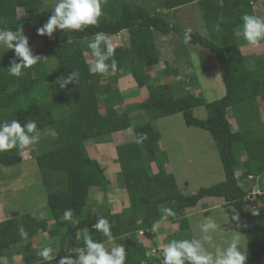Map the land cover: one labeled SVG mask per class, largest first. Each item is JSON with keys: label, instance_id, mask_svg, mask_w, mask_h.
<instances>
[{"label": "trees", "instance_id": "1", "mask_svg": "<svg viewBox=\"0 0 264 264\" xmlns=\"http://www.w3.org/2000/svg\"><path fill=\"white\" fill-rule=\"evenodd\" d=\"M145 1V0H143ZM162 11L153 13L141 7L124 2L121 14H117L114 0L102 5V16L98 26H87L83 31L57 29V44L52 54L57 61V70L50 72L44 57L30 68L23 70L20 77L9 74L12 61L21 62L14 49L0 56V123L18 120L22 124L34 120L40 131L36 145L39 155L35 158L43 177V183L50 190L45 207V219L36 214L12 213L0 222V264L5 250L15 245L28 243L45 234L57 243L56 260L43 262L39 256L26 251L24 264H58L71 255L76 258L75 248L84 247L82 237L87 230L93 240L105 241L106 237L94 225L101 217L107 218L115 242L125 247V264H163L157 254L151 258L147 247L138 240L143 235L148 240L157 236L152 224L161 221L177 223L185 236H170L173 239L193 238L190 234L186 211L194 209L207 198L222 199V208L231 223V230L242 235L248 244L250 259L247 264H264V124L258 101H264V54L244 55L241 45V17L255 15L254 3L259 0H151ZM196 3L202 15L207 34L191 31V40L184 41L188 30L172 25L169 13L181 7ZM44 0H0V29H19L21 33L38 29L47 23L52 9L44 10ZM24 16L19 17L18 11ZM156 10V8H154ZM217 25L219 31H217ZM97 32L106 36L129 34V46L117 48L116 59L129 69L131 77L140 89L147 88L149 97L141 104L128 108L122 113L123 105L119 90L109 92L103 84L106 74L89 71L87 54L89 41ZM177 35L185 46H198L210 52L220 64V75L225 86V95L212 103L202 96L194 95L182 81L164 83L167 70L158 71L153 83L146 78L150 69L160 64L161 53L156 36ZM264 44V42H261ZM36 57L35 54H32ZM72 71L79 73L78 81L69 82L61 88L59 77H68ZM48 81L52 99L37 104L35 86ZM104 100L101 111L100 100ZM204 107L209 116L206 120L193 117V110ZM145 114L149 122L133 127L131 116ZM182 114L187 127L199 128L212 136L219 153L225 174L222 183L201 188L191 196H184L178 189L176 178L158 165V173L152 174L151 165L160 158L161 135L152 122ZM232 115L237 131L229 121ZM132 130L134 141L116 147L123 187L129 198V207L114 216H99L87 211L90 190L99 189L107 193L111 183L87 151V143L104 142L112 135ZM147 139L136 143L141 134ZM164 155V154H163ZM246 160L243 162L242 158ZM21 150L13 148L0 152V172L22 164ZM244 170L241 177L238 172ZM259 180V193L252 196V187L244 188L241 183ZM233 205L239 213V221L231 220ZM170 208L175 216L163 219L162 209ZM71 209L77 224L62 221L65 210ZM256 215L252 218L251 212ZM208 213V212H207ZM28 233L21 238L19 229ZM162 254V252H159ZM10 264V263H9Z\"/></svg>", "mask_w": 264, "mask_h": 264}, {"label": "rangeland", "instance_id": "2", "mask_svg": "<svg viewBox=\"0 0 264 264\" xmlns=\"http://www.w3.org/2000/svg\"><path fill=\"white\" fill-rule=\"evenodd\" d=\"M116 4L117 14H121V9L124 2H129L133 7H141L150 12H165L151 0H114ZM58 0H44V10L52 9ZM156 8V10H154ZM257 8V7H256ZM180 13H176L174 17L173 12L169 13V21L172 25H180L183 28L191 29L193 32L206 35V29L203 25L202 15L197 8V5H189L183 7ZM263 11V12H262ZM257 16L264 18V10L257 9ZM19 17L24 16V11H18ZM42 27L44 25H41ZM39 27V28H42ZM38 28V29H39ZM38 29L29 30L21 35L28 40L29 50L33 49L39 51L42 49V41H35L34 35H38ZM156 44L160 50V64L156 68H152L147 73L148 83H153L157 72L167 70L169 77L173 81H182L186 84L188 90H190L196 96H202L207 102L212 103L221 99L225 95V86L220 75V64L216 58L208 51L201 49L198 46H185L181 43L180 37L177 35L161 36L157 35ZM115 48L129 46V34L127 32L121 33L116 38L109 39ZM16 41H13L15 44ZM7 48L0 46V56ZM13 50V49H11ZM243 54H255L257 56L264 54V44L258 47H250L247 42L241 47ZM45 54V53H44ZM50 53L47 54L49 56ZM117 61V71L115 73L108 72L106 77L103 79L105 87L109 88V85H120L119 78L124 81L131 77L129 69H126L124 63ZM94 62L92 55H88V63L91 65ZM50 72L57 70V64L49 66ZM168 76V75H167ZM167 76H163L166 79ZM134 81V80H133ZM135 82V81H134ZM137 88L138 85L136 84ZM117 87V86H114ZM123 85L118 86L122 88ZM133 89L128 92V95L134 97L136 101H145L149 97V91L147 88L139 89L130 87ZM125 92V91H124ZM124 104V103H123ZM258 105L260 108L261 119L264 124V101L259 100ZM100 108L103 112V101L100 100ZM126 110V107L118 110L120 113ZM134 114H137L134 113ZM193 117L199 120H206L209 116V112L204 108L200 107L192 112ZM144 118H147L144 114ZM229 121L233 127V130L237 131V126L232 115H229ZM143 118L132 119L133 127L144 123ZM145 121V119H144ZM156 131L161 135V142L159 143L160 158L157 164L151 165L152 174H157L159 169L158 165L161 164L168 174H173L176 178L178 189L180 193L186 197L196 194L201 188H208L225 180V174L219 159L218 149L216 144L207 131H203L195 127H187L185 124L182 114H176L171 117L154 120L152 122ZM122 136H115L114 142H119V145L130 143L134 141V133L132 130L124 132ZM111 139H105V142H110ZM95 143V142H94ZM91 143L90 144H94ZM21 156L23 163L0 172V221L7 220L11 217L12 213L20 214H36L37 217L41 218L46 214L45 207L47 196L50 192L48 188L44 186L43 177L35 158L39 155V151L36 149V145L28 146L21 149ZM110 151L105 152V159L117 158V155L113 157L114 146H110ZM113 152V154L111 153ZM165 152V153H164ZM164 154V155H163ZM243 162L246 160L243 155ZM113 161V160H111ZM110 162V161H109ZM244 170L238 172V177H241ZM241 185L246 188L247 185L252 187V196L259 193V180H249L247 183L242 182ZM121 186V185H120ZM111 188V187H110ZM112 190V188H111ZM110 189L107 193H102L99 189L92 188L90 190L89 205L87 211L96 214V210L99 203L104 201L101 205V214H104L106 206L108 205V198L115 201V209L125 211L124 202L126 207H129V198L125 189L121 186L120 190L109 195ZM128 202V203H127ZM222 199L207 198L199 203L194 209L186 211V218L189 221L190 234L195 238H200L202 235L200 231V225L204 222V219L208 216L213 217L219 225L217 232L212 233L213 240L210 244H206L211 250L212 245H220L224 243L227 238H230L234 233L231 230V223L227 217L226 211L222 208ZM98 203V205H97ZM113 203V204H115ZM216 205L217 208H216ZM114 206V205H113ZM100 208V207H99ZM122 212V214H123ZM208 212V213H207ZM107 216L108 213L106 212ZM105 214V215H106ZM256 215L255 211L251 212L252 218ZM4 218V219H1ZM109 218V216H108ZM110 219V218H109ZM111 220V219H110ZM168 221H165L156 233L157 237L153 240H148L146 237L139 233L138 240L147 247L148 255L153 258L157 254V257L163 262V256L159 252L167 245V236L173 233L172 224L166 225ZM166 225V226H165ZM166 227L168 230L166 231ZM182 232H178L179 236ZM185 236L186 234L180 235ZM240 235V234H239ZM174 236H176L174 234ZM82 236H80L81 238ZM57 242L52 240L48 235H44L42 239L35 242L34 248L40 252L44 247H48L51 243ZM240 243L247 252V260L250 259V251L246 239L240 235ZM156 253V254H155ZM23 253H8V258L1 259L3 263H10L13 258L12 264H24Z\"/></svg>", "mask_w": 264, "mask_h": 264}, {"label": "clouds", "instance_id": "3", "mask_svg": "<svg viewBox=\"0 0 264 264\" xmlns=\"http://www.w3.org/2000/svg\"><path fill=\"white\" fill-rule=\"evenodd\" d=\"M107 0H58L52 8V15L42 28L38 29V34L49 37L57 30L83 31L87 26H98L102 16V5ZM242 36L250 47H258L264 42V18L256 15L244 14L241 17ZM191 29L184 33L185 43L191 40ZM217 31L219 26L217 25ZM13 41H16L13 44ZM0 46L8 50L14 49L17 58H22L21 62L12 61L9 67V74L12 76H22L23 70L32 67L38 63L42 57H34L29 50L28 40L21 35L17 29H0ZM88 48L94 62L89 66L90 73L106 74L109 71H117V61L114 58L115 48L103 32H97L89 41ZM110 61V63H109ZM79 73L72 71L68 77H59L57 82H61V88H64L69 82H77ZM147 139V134L143 133L136 140V143H142ZM40 140V131L34 120L21 123L16 119L0 123V152H6L13 148L24 149L35 145ZM231 209V220L239 221V213L233 205H227ZM163 219L169 216H175L170 208L162 209ZM229 216V215H227ZM62 221L77 224L74 219L73 210L67 209L61 217ZM161 221H155L152 224V231L157 232ZM95 229L106 237L105 241L93 240L87 230L82 234L84 247L75 248L76 258L71 255L62 257L58 264H125L126 251L123 244L115 242V237L111 231V225L107 218H99L94 225ZM219 225L216 220L208 216L200 225L202 235L200 238L173 239L162 249L163 264H247V252L243 250L240 243V235L233 234L220 245H212L211 250L206 247L213 240L212 233L217 232ZM21 238L27 239L28 233L21 227L19 229ZM38 256L43 262L56 260V250L51 247H44Z\"/></svg>", "mask_w": 264, "mask_h": 264}, {"label": "crops", "instance_id": "4", "mask_svg": "<svg viewBox=\"0 0 264 264\" xmlns=\"http://www.w3.org/2000/svg\"><path fill=\"white\" fill-rule=\"evenodd\" d=\"M194 4H196V3H193L192 5H194ZM185 7H187V6H185ZM258 8L261 9V10H264V0H259L257 3H254L253 10H254L256 16H257L256 10ZM181 9H183V7L179 8L177 11L174 12V17L176 16V13H180V11H182ZM56 34H57V30L52 34L51 37H49L47 34H45L43 36H41L39 34L38 35H34L36 42L37 41H40V42L42 41L43 42L42 43V47L43 48L40 49L39 51H36V52L33 49L30 50V52L32 54H35L36 56H42V57H44L45 60H46L47 65H48V68L51 65L53 66V64H57L56 58L52 54V49L57 44L56 43L57 42V36H56ZM119 35H121V34H119ZM107 37H108V39H112L114 37L116 38L117 36H107ZM245 43H246V41L242 43L241 47H243L245 45ZM259 46H261V44ZM5 51H7V49ZM10 52H11V49L7 52V54H9ZM4 53L5 52H3V54ZM48 53H50L49 56H47ZM246 55H252V54H246ZM87 58H88V54H87ZM109 63H110V61H109ZM127 79L128 80L124 81L123 79L121 80V78H119V83L118 84L123 85L122 88H119L118 89V86H120V85H113L112 86L111 84L109 85V88L106 87V89L109 92H111L113 90H119L120 91V93H121V95L123 97L124 104L122 106H120L118 108V110L119 109L121 110L122 107H126V109L132 108V107H135V106H137V105H139V104L142 103L141 99H139V101H136L135 99H133L134 97H131L130 95H128V92H130V91L133 90V89H130V87L135 88V90L136 89H139V91H141L142 89H140L139 87L137 88L136 83L131 78H127ZM163 82L164 83H169V82H172V80H171L170 77H166V79H164ZM114 86H117V87H114ZM34 91H35V97H36L37 104H41V103L50 101L52 99L51 85H50V83L48 81L36 85ZM101 101H103V107H104V100L102 99ZM103 110H104V108H103ZM144 117H145L144 114L137 113V114H132L131 119L143 118L142 121L144 123L149 122L148 118H144ZM144 119H145V121H144ZM123 134H125V133L124 132H121V133H117V134H114V135L115 136H118V135L122 136ZM114 135L111 136V138H110L111 141L110 142H105V141L103 142L102 141L99 144L98 143L96 144L94 142H91V143H94V144H90V142L87 143V151H88V154H89L90 158L92 160H95V161H97L99 163V165L101 166V168H102V170L104 172V175L106 176V178L108 179V181L111 183L110 187L112 188V190L110 188V191H109L110 194L109 195H113V193H115V192H117V191L120 190V187L121 186L123 187L122 174H121V170H120V166H119V163H118L117 158L107 159V157H106V159H105V155H104L105 152L108 153L111 150L110 149V146L112 145V146L115 147V149H114V152L115 153L114 154H113V152H111V153L113 154V157L115 156V154H116V147L119 145V142L118 143L117 142H114V138H115ZM111 160H113V161H111ZM108 199H109L107 201L108 202V205L105 208L106 210L103 211L104 214H101L100 213V211L102 210L101 209V205L104 203V201H102L101 203H99V206H98V208L96 210V215L104 216V217L105 216L106 217L109 216V218L112 219L114 216L121 214L123 212V209L122 210L121 209L120 210H118V209H115L114 210L115 205H116L115 201L113 202V199H110V198H108ZM113 203H115V204H113ZM97 205H98V203H97ZM121 205H122V207H124V208L127 209L125 202H124V206H123V204H121ZM217 206L218 205H216V208H217ZM106 212L108 213V216H107ZM91 213H93V212H91ZM45 218H46V216L44 215L42 217V219H45ZM1 219H4V218H1ZM3 221H6V220H1L0 222H3ZM165 224L166 225L172 224V228H173L172 231H173V233L176 236L178 235V232H180V230H179V226H178L177 223L167 222ZM165 230L167 231L168 228L166 227ZM174 234H172L170 236H174ZM180 235H182V233ZM168 237L169 236H167V238ZM39 239H42V237L36 238L33 241L28 242V243H23V244H20V245L12 246L11 248H9V249H7V250L4 251L2 259L3 258L4 259L8 258V256H7L8 253L9 254H11V253H18V254L23 253L22 255L24 256V253L26 251H30L33 256H38V253L39 252L35 250L34 244ZM56 243L57 242H53V243H51L50 246H52V245H54ZM9 260L11 261L10 264H12L13 263V258L11 259V257H10ZM3 264H8V263H3Z\"/></svg>", "mask_w": 264, "mask_h": 264}, {"label": "built area", "instance_id": "5", "mask_svg": "<svg viewBox=\"0 0 264 264\" xmlns=\"http://www.w3.org/2000/svg\"><path fill=\"white\" fill-rule=\"evenodd\" d=\"M140 234H142L143 235V232H140ZM156 254V253H155ZM155 256V255H154Z\"/></svg>", "mask_w": 264, "mask_h": 264}]
</instances>
